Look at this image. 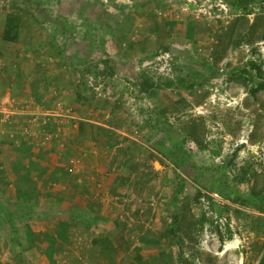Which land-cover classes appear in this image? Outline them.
I'll list each match as a JSON object with an SVG mask.
<instances>
[{"label":"rangeland","instance_id":"obj_1","mask_svg":"<svg viewBox=\"0 0 264 264\" xmlns=\"http://www.w3.org/2000/svg\"><path fill=\"white\" fill-rule=\"evenodd\" d=\"M260 81L264 0H0V264H260Z\"/></svg>","mask_w":264,"mask_h":264},{"label":"trees","instance_id":"obj_2","mask_svg":"<svg viewBox=\"0 0 264 264\" xmlns=\"http://www.w3.org/2000/svg\"><path fill=\"white\" fill-rule=\"evenodd\" d=\"M20 33V24L12 16L7 19L6 28L3 33V37L7 41H17ZM261 70V69H260ZM258 90L264 89V81H260L257 87ZM260 264H264V255L260 261Z\"/></svg>","mask_w":264,"mask_h":264},{"label":"built area","instance_id":"obj_3","mask_svg":"<svg viewBox=\"0 0 264 264\" xmlns=\"http://www.w3.org/2000/svg\"><path fill=\"white\" fill-rule=\"evenodd\" d=\"M50 139V136L48 135V136H45V138H44V142H47V140H49Z\"/></svg>","mask_w":264,"mask_h":264},{"label":"crops","instance_id":"obj_4","mask_svg":"<svg viewBox=\"0 0 264 264\" xmlns=\"http://www.w3.org/2000/svg\"><path fill=\"white\" fill-rule=\"evenodd\" d=\"M21 194H23V193H21Z\"/></svg>","mask_w":264,"mask_h":264}]
</instances>
